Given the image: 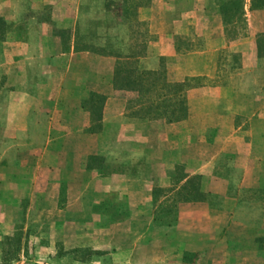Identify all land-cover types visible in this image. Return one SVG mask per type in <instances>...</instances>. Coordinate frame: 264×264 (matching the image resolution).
Instances as JSON below:
<instances>
[{
	"label": "crops",
	"instance_id": "1",
	"mask_svg": "<svg viewBox=\"0 0 264 264\" xmlns=\"http://www.w3.org/2000/svg\"><path fill=\"white\" fill-rule=\"evenodd\" d=\"M31 1L38 2L0 0V17L6 22L0 40V206L15 204L19 197L18 174L23 166L16 160L21 155L19 144L33 150L40 161L34 171L46 174V179L65 181L66 194L70 195L74 181L78 204L91 209L98 193L117 192L127 204L128 218L149 202L152 189L170 185V174L162 168L164 155L181 165L186 178L197 175L198 188L206 196L224 194L232 174L238 187L264 191V84L257 79L264 77L260 46L264 17L254 22L252 32L236 39L240 64L224 82L198 87L202 95L196 97V89H188L186 116L165 123L131 114L135 107L128 100L135 93L112 85L114 56L73 47L78 42L65 22L77 10L73 0H60L54 6L62 14L56 22L51 16L39 22L20 21L28 7L40 9L41 0ZM188 1L189 7L178 8L168 0H152L148 7L137 9V19L144 21L150 38L136 60L139 69L154 70L161 58H171L176 62L174 81L217 77L216 54L225 45L218 7H208L203 0ZM260 11L263 16L264 9ZM184 17L192 19L185 22ZM185 23L202 37V49L177 48L175 35ZM55 27H70L66 49L61 35L52 31ZM89 93L101 96L102 102L83 101ZM102 140L108 142L107 152L101 149ZM121 144L133 159L121 169L102 173L108 163L106 154ZM221 156L230 159L229 169L217 166ZM32 165L27 164L26 172H32ZM27 181H34L33 176ZM233 217L207 199L179 202L171 228L178 231L186 224L187 231L181 234L187 237L189 229L202 223L206 226L203 243L208 244L219 236L217 228ZM241 218L252 222V230L234 250L242 254L238 261L264 264V239L260 241L264 231L254 225L260 218L253 213ZM181 241L178 247L198 248L196 241L194 245Z\"/></svg>",
	"mask_w": 264,
	"mask_h": 264
},
{
	"label": "rangeland",
	"instance_id": "2",
	"mask_svg": "<svg viewBox=\"0 0 264 264\" xmlns=\"http://www.w3.org/2000/svg\"><path fill=\"white\" fill-rule=\"evenodd\" d=\"M59 1H39L40 9L28 7L21 14L20 21L39 22L50 16L55 19L53 22L62 19V14L53 10ZM73 1L71 3H76L77 10L68 14L65 22L72 26L77 42L79 36L81 42H89L96 49L101 46L108 49V43L111 42L112 46L125 52L134 39L142 42L146 39V43L149 41L144 21L137 19V9L148 7L152 0L137 7L133 14H127L117 0ZM168 1L178 8L190 6L188 0ZM37 2L28 0L29 5ZM226 2L230 0L202 1L208 7L217 6L221 20L224 17L222 23L225 45L216 54L217 77L205 79L203 76H189L176 81L192 78L193 80L187 81L193 84L190 88L196 89L195 97L202 95L198 87L224 82L226 76L238 67L240 53L235 45L236 39L252 32L256 28L254 22L264 17L260 15L264 5L252 7L250 0H235L231 5ZM221 4L223 14L220 11ZM191 19L184 17L185 22ZM2 29L0 40L4 39L6 22L2 24ZM52 31L61 35L64 40L62 47L66 49L68 45L65 42L70 38V27H55ZM143 31H146V36L142 34ZM177 31L179 34L175 35L176 44L182 52L204 47L202 37L195 35L187 23ZM76 46L78 47V43ZM260 46L261 53H264V35H260ZM158 66L164 68L168 80L174 81V59L161 58ZM257 79H260L258 83L264 84V77ZM186 99H190V94L186 93ZM99 144L102 151L107 152L108 142L102 140ZM18 146L22 147L19 151L21 155L16 159L23 165L18 174L22 180L16 192L19 196L17 203L0 206V264H243L238 261L242 259V254L234 250L240 245V238H249L252 222L243 221L241 217L246 213L258 214L260 219L254 225L264 231V191L238 187L236 174H232L224 194L214 197L204 194L212 207L230 211L234 216L223 228H217L215 235L217 233L218 237H213L208 244H204L206 226L202 223L189 229L190 235L184 237L181 233L187 231L186 224L181 230L174 231L171 228L174 224L165 226L152 220L153 216L173 219L176 215V192L180 190L184 180L173 184L174 177L182 174V167L170 155H164L162 159L164 172L172 175L170 185L158 188L161 190L156 191L153 196L151 194L149 202L140 206V212L128 218L127 204L121 194L100 192L91 209L87 205H80L74 181L70 195L66 194L65 181L46 179V174L37 172L38 169L34 171L38 162L34 151L27 150L20 144ZM106 155L108 163H104V172L108 168L121 169L126 160L133 159L122 144ZM228 163L230 164V159L221 156L217 166L227 170L230 167ZM27 164H33L32 172H26ZM32 176L34 181L28 182L27 179ZM6 198L4 197L5 200ZM241 201L246 203L234 204ZM185 239L191 245L196 241L195 246L198 248L178 247L179 241ZM262 239L264 238L260 241Z\"/></svg>",
	"mask_w": 264,
	"mask_h": 264
},
{
	"label": "trees",
	"instance_id": "3",
	"mask_svg": "<svg viewBox=\"0 0 264 264\" xmlns=\"http://www.w3.org/2000/svg\"><path fill=\"white\" fill-rule=\"evenodd\" d=\"M117 1L123 5L124 11L127 14H133L137 7L144 6L148 0ZM233 1L235 0H230L226 4L231 5L234 3ZM250 5L257 8L262 7L264 0H250ZM222 6L223 4L220 6V11L223 14ZM222 21H224V17H222ZM4 23V20L0 17L1 32L3 31L2 24ZM136 23L141 24L140 22ZM142 34L146 36V31H143ZM87 43L81 42L78 36V47L76 45L73 47L78 48V51L87 50L98 54L111 55L116 58L113 68L112 85L114 89L135 93L134 97L128 100V104L131 105L130 107H135L131 112L133 116L140 119H159L165 123L178 121L186 116V91L193 85L188 83V81L193 79H186L182 82L170 81L165 77V70L161 66H158L154 70L139 69L136 65V60L144 54L146 39L143 42L136 39L132 40L125 52L112 46L111 42L108 43V49H105L103 46L96 49L89 42ZM85 100L100 104L103 98L89 93L83 101ZM170 177L172 178V175ZM185 178L186 176L182 173L173 179V184L184 180L180 186V190L176 192L178 197L175 202L204 200V193L200 192L198 188V176L193 175ZM160 190L158 188L152 189V196L156 191ZM152 220L158 221L161 225L170 226L176 221V215H174L173 219H166L165 217L156 218L153 216Z\"/></svg>",
	"mask_w": 264,
	"mask_h": 264
}]
</instances>
